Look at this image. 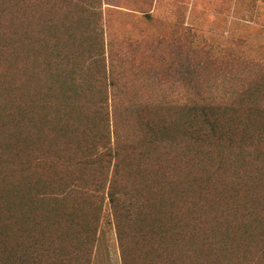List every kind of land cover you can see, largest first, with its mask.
Instances as JSON below:
<instances>
[{
    "label": "rangeland",
    "instance_id": "rangeland-1",
    "mask_svg": "<svg viewBox=\"0 0 264 264\" xmlns=\"http://www.w3.org/2000/svg\"><path fill=\"white\" fill-rule=\"evenodd\" d=\"M61 1L52 0L54 7L47 14L42 13L39 0H31L24 14V0H0V198L4 201L0 213H6V197L10 196L14 183L26 188L20 166L25 159L22 155L24 141L34 130L29 128L23 111L30 112L35 119L44 116L48 121L55 119L54 109L49 104V93L54 89L48 82L51 66L46 64L53 44L60 43L63 49H73L72 44H78L79 54L91 51L94 43L98 46L94 57L100 63L93 66L90 80L92 111L105 97L109 108L112 101L116 103L123 98L130 103L148 102L151 111L153 105L181 106L200 98L226 103L238 98V94L254 83L264 81V0ZM48 19L73 29L72 44L67 43L64 36L41 33L40 26ZM2 39L8 42L10 49L3 50ZM118 72L122 73L120 79H116ZM113 85H124L127 93L117 96ZM233 92L237 93L234 97ZM258 100L263 104L264 96L258 94ZM110 114L112 117V111ZM11 146L16 151L14 156L6 150ZM55 150L65 153L51 132L44 130L36 148L37 156H46L41 173L49 180L58 181L59 174L65 172L50 156ZM180 154L171 160L160 153L157 163L144 164L142 173L146 177L128 182L127 194L121 203L128 205L143 200V213H186L183 216L185 229L181 226L184 239L178 237L176 242L174 234L167 237L163 243L168 245L167 258L163 260L161 239L154 240L149 234L143 242L128 237L127 264H238L231 253L224 258V251L218 247L205 250L200 237L193 240V246L192 243L185 245L187 234L191 237L195 233L191 214L234 213L237 219L252 209L255 213H264V164L251 161L247 168L259 175L254 179L257 183L254 192L257 190L258 196L249 197L245 187L233 197V168L216 171L210 165L198 166L193 156L182 158ZM246 154L250 153L246 151ZM98 168L87 167L83 172L86 175L83 183L87 186L82 183L79 191L65 195L67 200L62 210L64 206L69 209L71 205L82 204L80 213H101L94 264H124L112 204L107 197L108 186L101 191L91 186V182L94 185L102 180V170ZM77 171L76 167L67 170L68 173ZM214 174L212 190L205 187L196 188L193 195L182 193L196 175L214 179ZM64 180L65 186L72 182L67 177ZM84 194L91 196L85 199ZM61 197L57 193L47 197L45 205L50 212L36 213H52ZM148 200L154 207H148ZM65 226L61 223L51 227V233L57 230L60 233ZM57 236L58 233L54 237ZM140 242L142 245L138 244ZM55 243L65 248L66 254L71 252L68 236L56 238ZM260 245L259 241L251 260Z\"/></svg>",
    "mask_w": 264,
    "mask_h": 264
},
{
    "label": "trees",
    "instance_id": "trees-1",
    "mask_svg": "<svg viewBox=\"0 0 264 264\" xmlns=\"http://www.w3.org/2000/svg\"><path fill=\"white\" fill-rule=\"evenodd\" d=\"M30 1L24 0V14L29 9ZM39 3L42 13H51L54 7L52 0H39ZM44 22L40 26L42 34L64 36L66 42L72 44V28L56 24L51 19ZM26 37L27 33L25 39L28 40ZM1 42H4L3 50L10 49L7 41ZM72 45L73 49H63L60 43L53 44L50 59L46 61L48 66H54L50 67L48 76V82L54 88L49 93L54 121H48L45 116L35 119L30 112L23 111L29 128L34 130L24 141L22 155L25 159L20 166L26 178V185H22L26 188L22 189L20 184L14 183L9 190L10 196L6 197V213H0V264H94V250L100 239L98 228L101 213H80L82 204L71 205L69 209L64 206L62 210V204L67 200L64 196L79 191L86 177L83 172L88 166H97L102 170L101 182L94 185L91 182L92 185H89L97 191L108 186L107 197L112 204V217L124 264H127L128 237L143 242L149 234L154 240L161 239L162 244L172 234L177 237L176 242L178 237L184 239L182 227L185 229L183 216L186 213H143V200L132 201L128 205L121 203L127 194L128 182L144 179L143 165L147 162L157 163L160 153L175 160L180 154L179 150L182 158L193 156L198 166L210 165L216 171L233 168V197L245 187L249 197L258 196L259 192H254L257 184L254 179L259 175L257 171L255 174L247 168L251 161L264 164V103L257 101L258 94L264 96V81L254 83L238 94V98L226 103L208 102L200 98L181 106L168 103L153 105L151 111L148 102L130 103L123 98L116 103L112 101L109 108L106 103L108 98L105 97L92 111L90 80L93 66L100 63L94 57L98 46L94 43L91 51L79 54V45ZM86 54V58L81 60ZM121 75L118 72L116 79H120ZM114 87L117 96L127 93L124 85ZM236 94L233 92L232 97ZM47 129L65 150V153L59 150L50 153L65 172L59 174L58 181L44 177L41 169L46 156L41 154L39 157L36 153L43 131ZM6 150L13 156L16 152L12 146ZM246 151L250 154H246ZM71 167L78 168V171L68 173ZM215 174L214 179L196 175L182 189V193L193 195V190L205 187L212 190ZM66 177L72 181L69 186H65ZM82 185L87 186V183ZM56 193L63 197L55 204V211L36 213L50 212L46 209L45 199ZM89 196L84 194L85 199ZM148 204L149 208L154 207L149 200ZM3 205L1 197L0 209ZM191 215L194 217L195 233L191 237L187 234L185 245L192 243L193 246V240L200 237L201 245L207 251L218 247L224 251V258L231 253L233 261L238 264L243 260H246L244 264H264V213H255L252 209L237 219L234 213ZM61 223L67 225L65 229L60 233L58 230L51 233V227L60 226ZM187 229L190 232V228ZM56 233L58 236L54 237ZM64 236L71 239V252L68 254L62 246H55V239ZM259 241L261 245L256 249L253 263L251 255ZM141 242L138 244L142 245ZM163 246L164 260L168 245Z\"/></svg>",
    "mask_w": 264,
    "mask_h": 264
}]
</instances>
